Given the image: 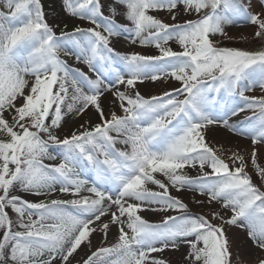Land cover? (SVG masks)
<instances>
[{
	"label": "snow or ice",
	"instance_id": "1",
	"mask_svg": "<svg viewBox=\"0 0 264 264\" xmlns=\"http://www.w3.org/2000/svg\"><path fill=\"white\" fill-rule=\"evenodd\" d=\"M58 6L0 0V264H264V0Z\"/></svg>",
	"mask_w": 264,
	"mask_h": 264
},
{
	"label": "rangeland",
	"instance_id": "2",
	"mask_svg": "<svg viewBox=\"0 0 264 264\" xmlns=\"http://www.w3.org/2000/svg\"><path fill=\"white\" fill-rule=\"evenodd\" d=\"M56 3V12H59V6H58V0H43V3L45 4V10L48 11V6L49 4L52 3ZM53 16H56V13L52 14ZM163 15V14H161ZM63 19V15L61 14L56 20L55 22L59 23L61 20ZM49 22L52 23L53 20L50 18ZM68 22V21H65ZM76 23L81 24V26H88L86 24H84L83 22L80 21H76ZM70 27H71V23H70ZM235 28H242L241 33H236L234 32ZM59 31V30H57ZM229 34L233 35L234 37H236V40L232 41V42H226L227 46H232V47H253L254 45H252L250 42H245L241 39L242 36H248L249 37V41L251 39V29L248 28L247 26H240V27H233L229 30ZM121 46L123 47H128V45L126 43L121 44ZM174 49L177 47L176 45L173 44ZM136 51H141L140 48H136ZM83 67V66H81ZM86 70V69H85ZM174 85H160V84H150L148 83L147 87H143L141 86V92L142 94H159L162 90V88L164 87H172ZM259 92H253V93H249V95H259ZM244 115H250V113H242L241 117H243ZM208 139L210 141V143L214 146H223L226 150L231 149L232 151H236V150H240L241 154L247 156L248 152L251 150L250 147H247L249 142L248 141H243L240 138L237 137H233L231 135V133H228L226 131H222L220 134L218 135H213L212 133H209ZM247 147V151H245L244 149ZM227 154H230V152H228ZM261 159H264V156L261 157ZM186 201L188 200V197H185ZM194 211H198V209L194 208ZM145 218L148 219L149 221L152 222H157L160 219V215L159 214H154V213H145ZM172 259H175V257H172Z\"/></svg>",
	"mask_w": 264,
	"mask_h": 264
},
{
	"label": "bare ground",
	"instance_id": "3",
	"mask_svg": "<svg viewBox=\"0 0 264 264\" xmlns=\"http://www.w3.org/2000/svg\"><path fill=\"white\" fill-rule=\"evenodd\" d=\"M241 31H242V28H235L234 29V32H236V33H241ZM117 48H118V50H120V51H125V50H127L128 48H129V46L128 47H123V46H121V45H117ZM79 121H77V122H75V123H78ZM73 123L74 122H69V124L66 126V129L68 128V127H72L73 126Z\"/></svg>",
	"mask_w": 264,
	"mask_h": 264
}]
</instances>
